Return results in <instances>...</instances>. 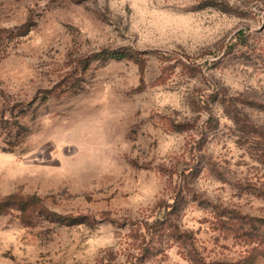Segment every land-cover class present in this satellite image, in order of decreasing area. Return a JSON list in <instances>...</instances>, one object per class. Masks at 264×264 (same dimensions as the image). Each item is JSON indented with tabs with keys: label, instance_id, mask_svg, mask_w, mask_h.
Segmentation results:
<instances>
[{
	"label": "rangeland",
	"instance_id": "374dc122",
	"mask_svg": "<svg viewBox=\"0 0 264 264\" xmlns=\"http://www.w3.org/2000/svg\"><path fill=\"white\" fill-rule=\"evenodd\" d=\"M114 49L132 56L85 66ZM12 193L41 206L0 214V264L250 259L264 0H0V199Z\"/></svg>",
	"mask_w": 264,
	"mask_h": 264
},
{
	"label": "trees",
	"instance_id": "16d2710c",
	"mask_svg": "<svg viewBox=\"0 0 264 264\" xmlns=\"http://www.w3.org/2000/svg\"><path fill=\"white\" fill-rule=\"evenodd\" d=\"M105 55L110 56V57H115V58H122L125 56H132L128 55L125 51L120 50V49H114L110 51H99L95 54H93L91 57H88L87 61H85V66L88 65L90 59L93 58H102ZM136 60L139 62V64L143 65V61H140V59L136 58ZM186 63V62H185ZM191 68H195L194 64L190 65ZM50 97L49 94L44 93L42 95V101L41 103H44L47 101V99ZM243 102L247 103H252L254 101L247 99V98H242L239 97ZM256 102V101H255ZM41 199L35 195L32 196H23L18 193H12L7 195L6 197L0 199V214L7 212L10 208H18L21 211L22 217L24 219L29 218L33 213L35 212V209L38 208L40 205ZM51 217L56 218L58 221L61 222H68L72 221L75 218L71 219L69 215L65 214H60L57 212H49ZM245 222L249 225H251V228L248 229L246 227H242V233L243 234H248L250 236H258L264 238V216H251L247 221ZM262 243V241H261ZM259 246L262 247V245L258 244ZM257 249H254L253 253L250 256V259H242L240 261H237L235 263H230V264H261L260 261L262 260L264 262V259H254V257L257 256H264V246L263 248L259 249V247H256ZM205 264V263H204Z\"/></svg>",
	"mask_w": 264,
	"mask_h": 264
}]
</instances>
